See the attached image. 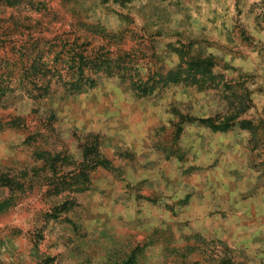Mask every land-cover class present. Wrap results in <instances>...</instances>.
Returning <instances> with one entry per match:
<instances>
[{
  "label": "rangeland",
  "instance_id": "obj_1",
  "mask_svg": "<svg viewBox=\"0 0 264 264\" xmlns=\"http://www.w3.org/2000/svg\"><path fill=\"white\" fill-rule=\"evenodd\" d=\"M40 21L197 75L9 92L0 264H264V0H0V46Z\"/></svg>",
  "mask_w": 264,
  "mask_h": 264
},
{
  "label": "trees",
  "instance_id": "obj_2",
  "mask_svg": "<svg viewBox=\"0 0 264 264\" xmlns=\"http://www.w3.org/2000/svg\"><path fill=\"white\" fill-rule=\"evenodd\" d=\"M49 32L53 36H47ZM74 32L67 29L60 31V28L52 31L41 21L18 24L14 30L5 28L2 35L10 43L6 44L4 39V45L0 46L4 51L1 61L6 63L0 73V103L9 92L23 90L29 84L34 87V96L42 97L48 95L57 84L69 86L70 90L92 88L97 85L98 76L105 74L129 80L138 92L146 94L154 90L157 80L171 81L180 72L185 73L186 77L197 75L191 72V68L180 65L177 70H170L164 80L160 74L150 73L146 76L140 65L144 56H139V53L143 49H114L107 44L94 43L87 36H73ZM125 33L122 31L109 36L122 40ZM201 63L203 69L199 70L198 75H210V70L206 69L207 60ZM238 97L241 101L236 106V117L248 108L250 93L245 90ZM243 122L251 123L247 119Z\"/></svg>",
  "mask_w": 264,
  "mask_h": 264
}]
</instances>
